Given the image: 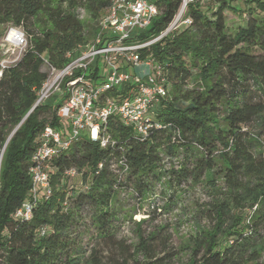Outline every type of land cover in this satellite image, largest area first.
<instances>
[{"label": "trees", "instance_id": "obj_1", "mask_svg": "<svg viewBox=\"0 0 264 264\" xmlns=\"http://www.w3.org/2000/svg\"><path fill=\"white\" fill-rule=\"evenodd\" d=\"M153 1L159 15L131 40L159 36L181 3ZM200 1L184 14L188 28L140 51L165 66L169 87L147 136L138 139L110 117L105 128L113 145L81 136L59 152L51 163L52 195L37 202L29 220H16L13 213L29 198L37 138L46 125L59 126L56 110L66 99L51 96L30 111L48 77L40 56L63 68L67 53L86 47L94 32L76 11L95 20L112 0H0V31L21 26L29 41L0 81V264H174L169 235L142 230L154 215L136 224L135 242L118 237L121 201H143L160 185L169 207L189 183L210 199L202 205L209 225L189 245L188 264H264V0L242 10L214 0L210 16ZM229 12L243 17L233 31ZM70 169L80 177L77 189L64 176Z\"/></svg>", "mask_w": 264, "mask_h": 264}, {"label": "built area", "instance_id": "obj_2", "mask_svg": "<svg viewBox=\"0 0 264 264\" xmlns=\"http://www.w3.org/2000/svg\"><path fill=\"white\" fill-rule=\"evenodd\" d=\"M195 1L181 0L171 23L159 36L138 42L131 38L144 32L159 15L158 7L153 0H112L101 17V29L94 42L82 51L67 53L69 62L63 68L51 66L44 55L40 56L49 74L37 90L30 111L60 92V96H66V99L57 108L56 116L63 127L46 125L37 138L29 170V198L15 210L14 219L29 220L37 202L41 198H50L51 163L59 152L68 150L81 136L97 142L101 147L113 145L105 128L110 117H115L138 139L143 140L147 136L155 126L151 121L154 107L167 98L169 87L165 66L149 56L141 57L140 51L171 33L188 28L191 21L184 18V14ZM226 1L246 3L250 0ZM28 50V37L21 26H7L0 31V81L7 71L18 66ZM121 60L127 67L121 66ZM103 63L107 69L105 77L102 76ZM128 67L133 69L132 73L127 71ZM94 73L98 76L97 80L92 78ZM129 85L131 88L125 97L113 96L114 92L123 91ZM64 176L70 180L78 173L70 169ZM45 234V229L39 231V236Z\"/></svg>", "mask_w": 264, "mask_h": 264}, {"label": "rangeland", "instance_id": "obj_3", "mask_svg": "<svg viewBox=\"0 0 264 264\" xmlns=\"http://www.w3.org/2000/svg\"><path fill=\"white\" fill-rule=\"evenodd\" d=\"M237 9H245L249 5L239 2H230ZM214 0H201L200 7L202 12L206 16L211 15V10L215 7ZM76 13L82 23L89 26V30H94L90 33L89 42L91 44L96 38L97 31L101 29L100 21L101 17L93 20L85 10H77ZM227 24L229 31L239 24L243 17L229 12L227 14ZM97 30V31H96ZM87 44V45H88ZM86 47H78L77 52L84 50ZM102 59V57H101ZM120 64L122 67L127 65L121 60ZM102 76L105 77L107 69L103 66ZM129 73L133 72L132 68H126ZM39 70L43 73L49 74L48 67L40 65ZM196 74V71H193ZM197 78V77H196ZM120 87L117 88L119 90ZM52 96H60V92L54 93ZM157 106L154 107V111ZM59 127H63L61 121ZM170 164L167 165L169 167ZM80 177L76 176L73 179L68 180V186H72L74 189L80 187ZM179 199L175 204L167 207L168 197L161 193L160 185H156L153 193L149 194L148 197L143 201H138L136 198H126L121 201L123 205L120 219L118 223V237L127 240L128 242L136 241V224L144 219L147 214L154 215V218L142 227L145 233H151L160 228L161 233H167L169 235V250L174 251L178 258L174 264H188L190 258L189 245H192V240L197 236L201 229L207 228L209 225L208 219L202 214V205L206 204L210 197L202 186H193L188 184L183 187L179 193Z\"/></svg>", "mask_w": 264, "mask_h": 264}, {"label": "water", "instance_id": "obj_4", "mask_svg": "<svg viewBox=\"0 0 264 264\" xmlns=\"http://www.w3.org/2000/svg\"><path fill=\"white\" fill-rule=\"evenodd\" d=\"M27 115H28V114H27ZM27 115H26V116H27ZM13 133H14V132H13ZM13 133L10 135V137L13 135ZM10 137H9V138H10ZM9 138H8V140L6 141V143L9 141ZM5 145H6V144H5ZM5 145H4V147H5Z\"/></svg>", "mask_w": 264, "mask_h": 264}]
</instances>
